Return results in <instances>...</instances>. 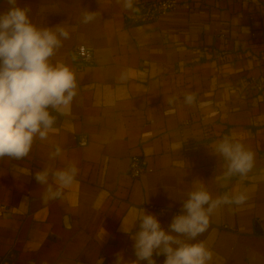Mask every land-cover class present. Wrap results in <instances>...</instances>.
Instances as JSON below:
<instances>
[{
    "label": "crops",
    "instance_id": "crops-1",
    "mask_svg": "<svg viewBox=\"0 0 264 264\" xmlns=\"http://www.w3.org/2000/svg\"><path fill=\"white\" fill-rule=\"evenodd\" d=\"M149 1L133 0L134 12L124 0H18L38 27L69 32L51 63L74 73L77 94L63 113L49 109L53 128L27 157H0V264H116L117 253L136 260L137 216L145 210L170 231L199 184L213 199L247 200L220 205L189 242L212 252L208 264H264V0H181L157 20L139 12ZM7 7L0 0V11ZM87 11L98 14L84 23ZM79 44L94 54L83 69L71 54ZM225 137L254 153L247 177L222 179L226 162L211 152ZM135 155L152 172L133 180ZM69 165L74 182L43 202L47 186L35 173ZM152 259L164 264L166 255Z\"/></svg>",
    "mask_w": 264,
    "mask_h": 264
},
{
    "label": "clouds",
    "instance_id": "clouds-1",
    "mask_svg": "<svg viewBox=\"0 0 264 264\" xmlns=\"http://www.w3.org/2000/svg\"><path fill=\"white\" fill-rule=\"evenodd\" d=\"M6 3L7 10L0 11V157L19 160L29 155L36 138L47 139L55 123L49 109L63 113L69 108L77 94V82L67 66L51 63L69 32L58 25L38 27L31 21L29 9L19 6L18 0ZM124 7L138 11L133 0H124ZM97 14L85 12L83 22H91ZM193 101L192 94L185 96L186 103ZM60 153L57 147L50 158ZM211 153L226 162L225 181L235 175L247 177L254 167V153L235 137L223 138ZM77 171L74 165L37 171L35 179L47 186L42 201L61 198ZM50 177L53 183H49ZM246 200L243 193L213 199L202 184L196 185L183 200V212L173 218L170 231L162 229L158 219L143 210L134 222L135 226L139 221V230L132 235L137 259L125 261L117 253L116 264H139L141 260L155 264L154 252L166 255L164 264H208L212 252L203 243L189 241H196L207 230L210 214L220 205L243 204Z\"/></svg>",
    "mask_w": 264,
    "mask_h": 264
},
{
    "label": "built area",
    "instance_id": "built-area-1",
    "mask_svg": "<svg viewBox=\"0 0 264 264\" xmlns=\"http://www.w3.org/2000/svg\"><path fill=\"white\" fill-rule=\"evenodd\" d=\"M180 1L181 0H154L147 3L145 2L140 5L139 12L148 20H157L175 11L179 6ZM71 54L79 69H83L94 62L93 50L86 44L76 45L71 50ZM257 88L259 90L262 89L261 83H257ZM150 172H152V170L145 157L135 155L130 158L128 173L131 179H139ZM149 209L155 211L163 210L161 207L157 206H150Z\"/></svg>",
    "mask_w": 264,
    "mask_h": 264
}]
</instances>
